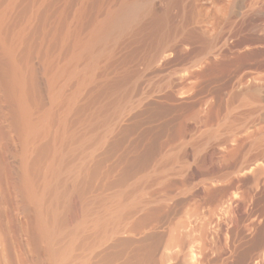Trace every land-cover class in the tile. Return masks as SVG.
<instances>
[{
	"label": "rangeland",
	"instance_id": "obj_1",
	"mask_svg": "<svg viewBox=\"0 0 264 264\" xmlns=\"http://www.w3.org/2000/svg\"><path fill=\"white\" fill-rule=\"evenodd\" d=\"M0 264H264V0H0Z\"/></svg>",
	"mask_w": 264,
	"mask_h": 264
},
{
	"label": "bare ground",
	"instance_id": "obj_2",
	"mask_svg": "<svg viewBox=\"0 0 264 264\" xmlns=\"http://www.w3.org/2000/svg\"><path fill=\"white\" fill-rule=\"evenodd\" d=\"M134 7V6H133ZM132 8V4H128V5H125L124 7H122L120 10H117L116 12H114V14H111L109 16V18L101 24V26L99 27V31H100V38L106 36V35H109L114 29H116L117 27H119V25L121 26V23H124L123 21L125 19H127L126 17L129 15V13L131 12V9ZM124 25V24H122ZM118 32V31H117ZM113 33V32H112ZM97 44V43H96ZM29 124V123H28ZM31 125V124H30ZM31 131V130H30ZM33 134V133H32ZM36 196V195H35ZM41 197V196H40ZM39 198V195L38 197ZM40 199V198H39ZM116 209V208H115ZM117 210V209H116ZM111 211V210H110ZM112 213V212H111ZM97 218V217H96ZM106 218V217H105ZM109 218V217H108ZM45 220V219H44ZM47 222V221H46ZM100 222V221H99ZM50 225V224H49ZM39 226V225H38ZM53 226V225H52ZM54 227V226H53ZM49 228V227H48ZM52 228V227H51ZM51 228H50V232H49V235L51 234ZM46 230V229H45ZM44 232V231H43ZM53 232V231H52ZM112 232V231H111ZM44 234V233H43ZM56 238V237H55ZM65 242V241H64ZM67 245V244H66ZM65 245V246H66ZM64 246V247H65ZM71 246V245H70ZM66 248V247H65ZM64 248V249H65ZM67 250V249H66ZM56 253V252H55ZM62 254V253H61ZM57 255V253H56ZM59 255V254H58ZM63 255L64 254V251H63ZM63 255H60V256H63ZM67 256V255H66ZM59 257V256H58ZM63 259V258H61ZM58 263V262H57ZM60 263V262H59ZM62 263V262H61Z\"/></svg>",
	"mask_w": 264,
	"mask_h": 264
}]
</instances>
